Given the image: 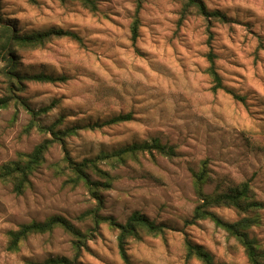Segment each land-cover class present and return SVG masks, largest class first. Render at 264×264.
<instances>
[{"label": "rangeland", "instance_id": "rangeland-1", "mask_svg": "<svg viewBox=\"0 0 264 264\" xmlns=\"http://www.w3.org/2000/svg\"><path fill=\"white\" fill-rule=\"evenodd\" d=\"M94 1L95 13L75 2L0 0V24L13 27L19 35L60 29L80 38V42L54 38L40 48L13 52L19 74L66 78L55 83L25 82L18 93L34 110L54 104L40 117L42 125L61 119L58 127L63 129L132 116L126 123L78 131L69 136L79 141L74 147L69 137L64 139L65 149L53 144L22 194L14 193L11 184L4 186L0 192V264L73 259L76 246L80 248L76 264H124L118 254L117 231L105 221L95 223L92 215L122 224L134 212L169 230L157 237L129 239L130 264H202L195 259L185 261V239L208 252L214 264H249L242 246L211 221H186L198 205L196 174L204 171L206 194L229 193L247 182L249 200L260 203L259 208L240 214L233 207H215L212 212L228 223L244 216L254 218L249 234L264 247V0H202L208 10L230 20L209 25L195 14L180 20L181 4L176 0H146L139 11L135 42L130 28L137 0ZM209 51L215 56L223 86L217 91H212L214 84L206 72ZM8 68L0 56V97L8 93L9 83L3 76ZM176 98L184 112L176 115V121L183 123L171 122L166 118L167 108L161 107L168 100L175 104ZM100 108L107 115L97 114ZM29 121V114L12 103L0 110V161L29 154L48 137L35 129L24 133ZM153 139L173 147L174 156L154 152L123 162L98 160V168L112 178L108 188L103 187L105 178L93 180L95 173L86 171L92 182L100 184L96 196L89 193L91 207L80 206L85 203L77 191L81 183L70 185L66 183L68 171H56L55 166L65 167L66 154L80 162L110 155L118 145ZM102 163L107 167H101ZM113 177L120 183L114 184ZM53 216L78 230L81 243L57 227L28 236L14 252L7 250L9 232ZM42 241L48 242L45 250Z\"/></svg>", "mask_w": 264, "mask_h": 264}, {"label": "trees", "instance_id": "trees-1", "mask_svg": "<svg viewBox=\"0 0 264 264\" xmlns=\"http://www.w3.org/2000/svg\"><path fill=\"white\" fill-rule=\"evenodd\" d=\"M30 4H34L35 0H27ZM60 3L65 4L67 2H75L82 6L89 12L95 13L97 6L94 0H58ZM146 0L136 1V10L134 13L133 21L131 24V40L135 42L138 37L139 27V11L141 4ZM181 4L180 20L185 17L195 14L202 17L209 25L210 21H217L223 24L229 23L230 20L220 13L219 11H210L206 8L202 0H176ZM1 21V20H0ZM54 38H70L77 42H80V38L73 32L63 31L60 29H51L44 32H37L25 35H19L15 32L14 28L8 25L0 24V56L6 61L10 67L3 70V76L7 79L8 93L0 97V110L6 109L12 103L24 109L30 116L29 124L24 128V133L28 134L32 129L44 134L46 137L42 142L36 145L29 154H20L18 158L27 157V162L24 163L22 159H16L14 161L3 164L0 167V180H6L8 177H13L11 185L14 193L20 195L29 185V178L33 172L42 165L44 162V156L48 149L55 143L60 144L62 149H65L64 139L76 135L81 130H95L105 126H111L121 123H126L132 120L131 114H123L112 117L103 122H96L93 124H86L82 126H72L60 129L58 126L63 122L61 119L48 126L40 123V117L54 106L50 104L48 106L39 108L37 110L32 109L24 100L18 96V93L24 89L25 82H40V83H55L65 81V77H54L45 74H28L22 75L16 72L14 69L15 63L13 62V52L15 50H30L42 47L46 42ZM208 61L207 74L211 77L212 91L223 89L221 79L216 72L214 60V54L209 51L206 55ZM227 93L232 94L230 91ZM233 97L239 101L242 98L232 94ZM157 153L160 156H174V149L171 146L162 145L156 139L150 142L133 143L127 149H118L110 155H102L95 158L83 159L80 162L69 161V156L66 154L62 161L65 167H56L64 173L68 171L66 183L77 185L83 183L86 187H94L95 192L92 193L96 196L99 183L92 182L87 174V170L92 173L105 178L103 187L108 188L111 183V177L107 172H104L98 168V160L113 159L115 162H123L127 157L136 158L138 154ZM22 165V166H21ZM78 165V167H73ZM59 167V168H58ZM18 174V175H17ZM206 181V175L204 171L194 176V189L196 196L198 197V205L194 209L193 216L186 224H193L200 220H209L216 227L224 230L229 236L234 238L243 248L245 256L249 264H264V247L258 243V241L251 237L249 234L250 228L255 224V219L249 216H244L240 220L234 223H228L222 221L212 209L215 207H233L238 212L246 213L252 209L259 208L261 205L256 201L249 200V185L243 183L239 187L230 190L229 193H212L206 194L203 191V184ZM95 219V223L100 221L107 222L113 229L117 231L116 241L118 254L124 264H130L129 257L126 251L127 241L129 239L140 240L142 235L145 236H161L169 228L163 224H156L146 216L134 212L128 219L120 224L114 221L112 218H98L97 214L92 215ZM61 228L70 235L76 237V242L81 243L79 237L82 234L76 230L67 220L59 216H53L46 219L43 222H31L21 225L17 230L9 232L7 250L14 252L18 250L19 244L24 241L28 236L33 234H44L51 232L54 228ZM185 246V261L192 259L198 260L202 264H214L212 256L206 252L202 247L193 244L188 239L184 240ZM76 256L79 252V247L76 246ZM76 256L73 259H67L64 257L48 258L41 263L30 264H76Z\"/></svg>", "mask_w": 264, "mask_h": 264}, {"label": "clouds", "instance_id": "clouds-1", "mask_svg": "<svg viewBox=\"0 0 264 264\" xmlns=\"http://www.w3.org/2000/svg\"><path fill=\"white\" fill-rule=\"evenodd\" d=\"M22 54L25 56L26 59L28 58L27 52H23ZM161 107H166L167 108V117L166 118L169 119L171 122L183 123L182 121H176V115H181V116L184 115V112L180 111V99L179 98L175 99V104H173L172 100H168V101H166V103L164 105H161ZM174 109L176 110L175 111V115L173 114L174 113ZM93 111L96 112L97 110L94 109ZM99 113H103L104 115H107V111L105 109H103V108L99 109V112L97 114H99ZM156 119H159V117H156ZM193 134L195 135V133H193ZM68 139H69L70 144L73 145V147H74L75 143H79V141H77L76 137H74V136L73 137H69ZM129 146H130L129 144H124V145H118L117 148L118 149H127ZM197 147H199V145H197ZM199 155L203 156L204 155L203 151H201L199 153ZM17 159H22L24 161V163L27 162V157H22V158H17ZM72 159H73V157L70 156L69 157V161H71ZM192 159L196 160V159H198V157L194 156ZM0 163H8V161H7V159H5L4 161H0ZM113 163H115V162L113 161ZM61 167H63V164H61ZM73 167H78V165H73ZM101 167H107V165L102 163ZM58 170L59 169H57V171ZM108 170L110 172H113V173L116 172V171H119L118 168H116V169L109 168ZM92 179L93 180H102L103 177L96 176L95 174H93ZM12 180H13V177H8L6 180L0 181V192H3L4 191V186L5 185H10ZM112 182L114 184H119L120 183V181L116 180L115 177H113V181ZM77 191L82 194V196H81L82 201H85V203H82L80 205L81 207H91V206H93L91 204V196H89V193L90 192H92V193L95 192V188L94 187H86L81 182V184H80L79 188L77 189ZM97 199H102V197L97 196ZM121 199H123V197H121ZM10 211H16V209L14 207H10ZM47 247H48V242L47 241H42V250L47 249ZM19 254L20 253H17V255H19ZM8 255H9L8 253H5V259L8 258ZM15 258L16 257L13 256V259H15Z\"/></svg>", "mask_w": 264, "mask_h": 264}]
</instances>
